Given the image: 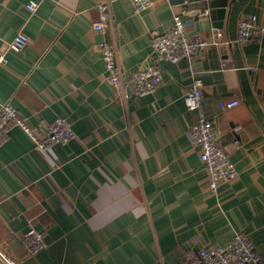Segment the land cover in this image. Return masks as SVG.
<instances>
[{"label": "crops", "instance_id": "obj_1", "mask_svg": "<svg viewBox=\"0 0 264 264\" xmlns=\"http://www.w3.org/2000/svg\"><path fill=\"white\" fill-rule=\"evenodd\" d=\"M102 1L111 9L103 34L92 29ZM225 1L216 50L214 30L195 31L185 16L204 9L199 19L215 21L209 0H150L140 12L129 0H0V104L39 140L56 118L73 132L44 151L17 125L0 135V248L13 264H179L188 247L227 245L236 233L264 263V33L240 43L236 28L248 16L264 28V0ZM175 14L209 42L205 66L162 61L161 84L143 96L104 80L99 42L115 47L127 77L152 63L151 32L169 31ZM19 32L28 44L8 50ZM192 72L236 169L215 192L190 142L196 117L183 95ZM232 99L239 104L220 109ZM30 227L48 244L35 255L20 241Z\"/></svg>", "mask_w": 264, "mask_h": 264}, {"label": "built area", "instance_id": "obj_2", "mask_svg": "<svg viewBox=\"0 0 264 264\" xmlns=\"http://www.w3.org/2000/svg\"><path fill=\"white\" fill-rule=\"evenodd\" d=\"M136 12L150 6V0H129ZM37 3L30 1L26 8L33 12ZM98 20L92 24L96 33H104L111 20L108 1L96 4ZM190 20L180 14L172 18V26L166 33L151 32L150 46L153 54L152 63L137 68L125 77L120 68L116 49L103 40L98 43L104 63V80L119 88L122 92L143 96L152 93L162 82L160 62L177 63L185 60L190 66L201 58L209 42L198 34H188ZM237 40L245 43L260 37L264 28L257 23L255 16L242 17L237 22ZM29 42L28 37L19 32L8 44V50L20 52ZM6 52L0 50V67L6 66ZM191 82L183 95L186 109L195 113V122L189 131L190 142L199 150V158L207 175V188L215 192L219 185L229 182L236 176L234 164L229 160L224 148L219 144L215 130V121L211 120L203 108L202 81L194 72ZM239 104L238 99L219 101L221 110H229ZM17 125L30 135L36 149L44 151L52 145H64L73 137L70 124L62 118H56L46 126L45 136L37 139L25 123L17 116L15 109L8 103L0 104V135H6L9 129ZM20 241L30 255H35L47 247L45 235L30 227ZM0 264H13L0 248ZM179 264H264L253 243L243 234L236 233L227 245L193 246L182 252Z\"/></svg>", "mask_w": 264, "mask_h": 264}, {"label": "water", "instance_id": "obj_3", "mask_svg": "<svg viewBox=\"0 0 264 264\" xmlns=\"http://www.w3.org/2000/svg\"><path fill=\"white\" fill-rule=\"evenodd\" d=\"M171 4L175 5V4H183L185 2V0H168ZM202 0H188V2H199ZM209 8L214 9L215 10V15H216V19L215 21H210L209 19H206L204 21H201L199 18L200 16L205 15L206 10L201 9V10H196V11H192L187 13L185 16L188 18H191L192 20H194V27H195V31H210L211 29H213V39H214V45L212 46V49H216L217 50V45L218 44H222V27H223V21L225 18V8L227 6V3L225 0H209L208 3ZM194 34V33H191ZM198 63H202V65L205 66L206 60L205 59H197L195 60L194 64L197 65Z\"/></svg>", "mask_w": 264, "mask_h": 264}]
</instances>
